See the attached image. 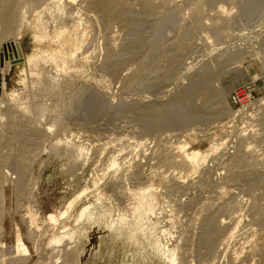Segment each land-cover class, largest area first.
<instances>
[{
    "label": "rangeland",
    "instance_id": "1",
    "mask_svg": "<svg viewBox=\"0 0 264 264\" xmlns=\"http://www.w3.org/2000/svg\"><path fill=\"white\" fill-rule=\"evenodd\" d=\"M4 1L0 0V2ZM6 1L9 2V0ZM30 1L21 0L22 7L19 1V6L17 0L11 1L21 10L26 5L24 11L30 15H26L21 36L14 41L13 32L8 33V42L0 48V97L7 90L9 93L17 94L12 99L14 104L12 105L21 110L23 107L20 102L29 106L32 102L38 104L43 101L51 108L52 116H62L65 113L67 115L68 111L73 112V117L67 115V117L70 116L69 120L65 115L62 116L66 122L63 121L65 131L61 132L60 137L67 134V137L72 139L76 145L85 143V146L88 145L87 148L90 146L92 158L88 162H82L80 165L83 167L76 162L77 167L73 170V168L71 169L72 161L69 163L72 160L71 156L59 158L51 150L50 153L49 150H45L40 156L38 153L39 150L41 151L43 140L41 141L40 137V139L35 137L40 142L35 140L39 145L36 144L37 146L32 147L35 152L33 149L30 151L35 160L30 162L33 172L28 178H31L32 181L30 179L28 181L26 178L29 182L28 187L26 186V190L24 188L23 191L18 188L21 192L17 190L14 182L7 183L5 187L4 210L0 211V250L12 251L16 237L20 234L32 253L29 264H34L39 260V255L34 251L32 242L28 238L30 233H34V227L27 226L33 220L34 210L38 208L41 228H44L43 219H45L52 220L56 233L64 231L63 227L66 228L65 231L70 228L77 231L74 241L72 240L73 242L69 246L76 255H74V259H71L72 261L65 264H169L147 243L138 244L135 242L134 229L148 222V219L139 221L138 214H136L138 211L136 210V197L139 195L137 190L150 188L157 198L156 213L150 215L149 219L153 220L150 222H156L157 227H160L158 236L162 235L161 238L167 245L170 247L180 246L179 255H184V264H241L242 262L249 264L247 263L248 257L252 261L254 259L255 264H264V0H196L195 4L201 2L203 10L198 15L199 20L195 13L191 14L195 7V0H125V2L117 0L121 7L113 8L115 19L113 16L107 18L102 12H98V9L89 6L88 0H64L67 4H71L67 6L73 10L74 15L78 10H80L79 14L81 12H83L82 15L86 14L85 18L87 21L90 20L88 21L90 27L88 26V29L83 31L81 27H78V24L72 23V17L67 15L65 16L67 20L65 26L69 28V31L64 30L61 33L55 32L57 27L62 26L58 21L59 18L56 17L59 14L54 11L49 12L50 5L55 0H44L41 1V4L40 1ZM32 2L35 5L39 3V5L35 6ZM122 2L128 6L123 5ZM220 5H226L225 8L229 12L223 14L219 11ZM40 13H43L47 19L45 24L48 37L44 42L35 41L33 29L28 28L29 25L39 24L41 26L36 18ZM53 13L55 17H53ZM218 13L222 19H219ZM200 16H203V19ZM226 17H228V21L225 19ZM213 18L217 19V23L209 26L210 21L214 22ZM209 19L212 20L209 21ZM197 20L201 25L197 23ZM222 20L224 21L222 22ZM218 22L220 24L228 22V24L221 28L222 24L220 25ZM107 25L109 26L107 27ZM213 27L225 31L220 33L219 30V36H216L217 29L215 28V33ZM209 28H212L216 38L212 35L213 33H209ZM207 29L208 33L214 37L212 38L210 35L209 41L208 37H205L208 35L206 34ZM83 33H85L84 41ZM223 33L228 38L225 35L223 37ZM115 36L116 39H113ZM217 37L220 38L217 39ZM57 38L59 41H56ZM67 43L71 52L78 51L77 56L75 55L76 60H74L78 61L75 62L78 67L68 70L70 73L64 74L65 77L60 78L59 85L62 90L59 95L51 92L42 94L43 89L41 88H45V84L41 83V80L43 78L47 81L52 75L59 72L55 65L58 64L61 57L59 55H62L64 45ZM103 43L108 48H103ZM109 44L115 46H111V48ZM109 47L117 49L113 50L114 55L112 56L114 57L110 56L112 61L103 58V56L110 58L109 51H107ZM172 47L174 52L170 54L173 50ZM42 49H48L52 54L55 53V59L47 64L39 62L41 63L40 68H42L41 76L38 73L30 75L28 81L31 88L25 87L21 80L22 70L25 67L24 59ZM160 51L161 56L159 55ZM126 54L128 55L124 56ZM120 55L125 59L120 60ZM113 58L114 61L118 60L124 65L114 66ZM108 61L109 65L113 66L112 71L108 63H104ZM75 63L74 65H76ZM159 65L162 67V71ZM99 66H102V70H108V73L98 68ZM153 66H156L154 71L161 72H157L158 74L155 72L156 74L153 75ZM104 67L105 69H103ZM145 68H147L146 71ZM43 69H45V74L42 77ZM50 71L52 72L48 73ZM111 73H114L113 76L110 75ZM132 73L140 76L136 77ZM139 77L143 83L140 82L136 86L135 81L139 82ZM151 78L152 80H150ZM208 84L211 88L208 90L207 97L203 95L204 98L200 93L202 88ZM90 85L95 86L92 89ZM94 87L99 90L98 92L101 90L99 95ZM221 88H224L226 93L220 92ZM82 89L88 90L86 94L90 93V97L95 94L98 99L103 97L106 107L103 106V103L101 105L98 102L100 99L98 100L96 95L93 99L96 98L94 101L99 103L98 106L106 108V110L103 107L100 108L106 113L98 114V111L100 113L101 110L95 103L93 111L88 110L90 109L88 107L87 112L82 102H76L77 99L74 96L79 91L84 93ZM93 91L96 92L94 95ZM102 91L104 96L101 97ZM37 97L40 99L38 100ZM78 105L79 107H77ZM174 105L180 106V108L177 107V111L183 108L181 106H184L183 114L187 113L184 114L185 116L189 114L188 119L180 116L182 117L180 121L183 118L185 120L177 122L178 124L170 123L171 125H157L150 121L158 111L154 109L167 110L169 107L171 110L173 109V112ZM88 106H92L90 101ZM186 106L187 108H185ZM164 107L166 108L163 109ZM79 108L85 109L80 111ZM169 108V113H171ZM68 109H78V112L75 110V112H71ZM94 111L95 113H93ZM177 111L175 109V112ZM17 116L16 123L21 124V120H23L26 128L33 126L34 122L30 121L31 118L28 120V117L26 119L21 114ZM63 118L62 120H64ZM19 119H21L20 122ZM27 134L29 135V133ZM17 138L12 142L15 147L17 145L16 148H19L22 140L19 139L18 142ZM222 140H226L227 143L217 153H213L208 158L209 160L207 159L200 165L198 170L195 169L196 171H192L189 166L181 163L180 157H176L177 149L175 147L182 141L189 142L192 148L206 150L211 144ZM45 144L46 149H49L50 143L46 142ZM34 153H37L38 157ZM173 156L175 159L172 160ZM115 157L119 159L117 160L122 166L121 171L113 176L112 170L110 171L108 167L111 159ZM23 160L24 158H22L24 164ZM79 161L78 163H81ZM25 164H27L25 170L28 173L30 164ZM126 168L128 169L126 170ZM137 171L138 173H136ZM122 173L123 178L120 177ZM119 174L121 175L119 176ZM97 176L104 177H101L103 178L101 183L104 186L107 185V188L108 183H113V187L109 185V190L117 187L113 192V189L110 192L106 188L109 193L106 192V189L105 193L103 191L102 202L98 201L97 195L101 190L98 192L94 188V184L92 185ZM110 177L113 181L110 180ZM82 191L83 193H81ZM78 192L82 195L79 193L78 196ZM255 200L257 201L255 202ZM92 202L95 203L98 213H104L101 218H98L99 224L88 220L76 223V214L84 205ZM209 203L210 205H207ZM235 203L238 206H235ZM232 206L234 209L231 210ZM109 214L110 216H108ZM122 215L127 217L128 223L121 225L117 222L111 227L112 223ZM210 227L212 230L216 227L213 231L215 234L217 229L222 228L224 231L215 235L211 231L208 232L209 229L211 230ZM165 229L167 232H171V235L169 233L162 234L161 230ZM209 233L211 237L207 236ZM140 234L136 233L141 237L142 234ZM46 235H43V238L46 241L45 258L47 259L43 264H51L50 258L54 253L52 246H47L50 233ZM61 261L58 264H62Z\"/></svg>",
    "mask_w": 264,
    "mask_h": 264
},
{
    "label": "bare ground",
    "instance_id": "2",
    "mask_svg": "<svg viewBox=\"0 0 264 264\" xmlns=\"http://www.w3.org/2000/svg\"><path fill=\"white\" fill-rule=\"evenodd\" d=\"M2 1V0H1ZM12 1V0H11ZM10 0H9V2L8 1H4V2H0V21H1V25H0V48L6 43V42H8V38H9V36H8V33H10V32H13V36H14V41H15V39H17V38H19L20 36H21V30L23 29V27H24V22H25V20H26V15H28L27 14V12L26 11H24L25 10V7L24 6H26V5H24L23 6V10H21L20 8L18 9L16 6L18 5L19 6V2L21 1V0H17V2H18V4L15 6L13 3L14 2H11ZM14 1V0H13ZM16 1V0H15ZM25 1V0H24ZM31 1H33V0H31ZM30 1V2H31ZM34 1H40L39 3L41 4L42 2L41 1H44V0H34ZM48 1V0H47ZM67 1H74V0H67ZM77 1V0H76ZM86 1V0H85ZM123 1V0H122ZM128 1V0H127ZM126 1V2H127ZM132 1V0H131ZM164 1V0H163ZM201 1V0H200ZM81 2V1H80ZM121 2V1H120ZM124 2H125V0H124ZM124 2H122L123 3V5L125 4ZM149 2V1H148ZM174 2V1H173ZM195 2H197L196 0L194 1V5H195V7H194V12H192L191 11V14L193 15L194 13H195V15H196V17H198V20H199V16L198 15H200V12H203V10H202V6H201V2L200 3H196L195 4ZM21 3V2H20ZM23 3V2H22ZM22 3L20 4L21 5V7H22ZM25 3V2H24ZM29 3V2H28ZM34 5H35V3L34 2H32ZM38 3V2H37ZM39 3L38 4H36V5H39ZM46 3V2H45ZM79 3V2H78ZM146 3V2H145ZM16 4V3H15ZM70 4V3H69ZM69 4H67V2H65L64 0H55L53 3H52V5H50V9L51 10H49V12L51 11V12H57L58 14H59V16H56V17H58L59 18V20L58 21H60V23H61V25L62 26H59V27H57L55 30V32L56 33H61L62 31H64V30H68L69 28H67L65 25L67 24V20H66V18H65V16H67V15H69V16H71L72 17V19H71V22L72 23H74L75 25H77L78 24V27L80 28H82V30L83 31H85L86 29H88L87 27L89 26L90 27V22H88V21H90L89 19H88V21H87V19L85 18V15L86 14H84V15H82V13L83 12H81V14H79V12L78 11H80V10H78L77 11V13H76V15H74L75 13L73 12V10H70L69 8H68V6L67 5H69ZM88 4H89V6H91L92 8H95V9H98V12L100 11V12H102L104 15H106L107 16V18L108 17H111V16H113L114 17V13H115V11L113 10V8H115V6L117 7H121V4L119 5V2L117 1V0H88ZM128 4H131V2L129 3L128 2ZM148 4V3H147ZM152 4V3H151ZM35 5V6H36ZM71 5V4H70ZM85 5V4H84ZM125 5H127V4H125ZM193 5V4H192ZM191 5V6H192ZM29 6H30V3H29ZM35 6H33L34 8H35ZM128 6V5H127ZM147 6V5H146ZM225 6L226 5H220V10L219 11H221V12H223V14H225V13H227V8H225ZM31 7V6H30ZM45 7V6H44ZM43 7V8H44ZM80 7V6H79ZM147 7H149V6H147ZM153 7H155V6H153ZM46 8V7H45ZM76 8V7H75ZM74 8V9H75ZM130 8V7H129ZM30 9V8H29ZM53 9V10H52ZM78 9V8H77ZM126 9V8H125ZM33 10V9H32ZM94 10V9H93ZM113 10V11H112ZM121 10H124V8L122 9L121 8ZM130 10H131V8H130ZM129 10V11H130ZM28 11V10H27ZM131 11H133V10H131ZM35 12V11H34ZM75 12H76V9H75ZM117 12V11H116ZM124 12V11H123ZM127 12H128V9H127ZM190 12V11H189ZM221 12H219L220 14H221ZM225 12V13H224ZM229 12V11H228ZM39 13V12H38ZM96 13V12H95ZM125 13V12H124ZM129 13H131V12H129ZM218 13V16L220 15ZM121 14V13H120ZM205 14V13H204ZM216 14V13H215ZM30 15V14H29ZM52 15V14H51ZM56 15V14H55ZM228 15V14H227ZM82 16H84V17H82ZM125 16V15H124ZM133 16V15H132ZM205 16V15H204ZM231 16V15H230ZM229 16V17H230ZM30 17V16H29ZM52 17V16H51ZM53 17H55L54 16V13H53ZM63 17V18H62ZM98 17H99V15H98ZM192 17V16H191ZM201 17V19H203V16H200ZM221 17H223V16H221ZM31 18V17H30ZM29 18V19H30ZM37 19H38V22H40L41 23V26H39V24L38 25H29L28 26V28H32L33 29V31H34V40L35 41H39V42H44L45 40H46V38L48 37V32H47V27H46V24H45V20H47V19H45V16H44V14L43 13H40V15H38V17H36ZM101 18V17H100ZM112 18V17H111ZM127 18V17H126ZM125 18V19H126ZM133 18V17H132ZM209 18V17H208ZM207 18V19H208ZM211 18V17H210ZM215 18H216V16H215ZM215 18H213V20H214V22L213 21H210V20H212V19H209V21H210V23H209V26H210V24H211V26H212V24L214 23V24H216L217 22H216V20L217 19H215ZM37 19H35L34 18V20H37ZM114 19H115V17H114ZM124 19V20H125ZM195 18H193V20H194ZM200 19V20H201ZM219 19H222V18H220V16H219ZM218 19V20H219ZM226 20L228 19V17H226L225 18ZM224 19V20H225ZM56 20V19H55ZM63 20H64V22H63ZM109 20V19H108ZM111 20V19H110ZM120 20V19H119ZM196 20V19H195ZM198 20H197V23L199 24V22H198ZM224 20H222V22L224 21ZM100 21V20H99ZM102 21V20H101ZM132 21V20H131ZM130 21V22H131ZM228 21V20H227ZM230 21V20H229ZM36 22V21H35ZM57 22V21H56ZM108 22V21H107ZM126 22V21H125ZM203 22V21H202ZM212 22V23H211ZM216 22V23H215ZM220 22H221V20H220ZM220 22H218L219 24H220ZM27 23V22H26ZM53 23H55V22H53ZM89 23V24H88ZM96 23V22H95ZM94 23V24H95ZM101 23V22H100ZM205 23V22H204ZM225 23V22H224ZM57 24V23H56ZM55 24V25H56ZM108 24V23H107ZM110 24V23H109ZM206 24V23H205ZM213 24V25H214ZM222 24V23H221ZM220 24V25H221ZM225 24H228V22L227 23H225ZM225 24H222L221 25V28L223 27V25H225ZM128 25V24H127ZM130 25V24H129ZM197 25V24H196ZM199 25H201V24H199ZM219 25V26H220ZM69 26H70V24H69ZM101 26V25H100ZM109 25H107V27H108ZM202 26H204V24H202ZM206 26H208V25H206ZM208 26V27H209ZM216 26V25H215ZM227 26V25H226ZM226 26H225V28H226ZM97 27V26H96ZM208 27H206V28H208ZM228 27V26H227ZM101 28V27H100ZM214 28V27H213ZM216 28V27H215ZM213 29V31L215 32V30L218 28H216V29ZM220 28V27H219ZM224 28V29H225ZM26 29V28H25ZM212 28H209V33L211 32V33H213L212 32V30H211ZM228 29H229V27H228ZM107 30V29H106ZM112 30V29H111ZM193 30V29H192ZM211 30V31H210ZM220 30V29H219ZM219 30L217 29L216 31H217V33H216V36L218 35V32H219ZM223 30V29H222ZM58 31V32H57ZM69 31V30H68ZM135 31H137V30H135ZM225 30H223V31H221L220 30V33H222V32H224ZM24 32V31H23ZM133 32V31H132ZM38 33V34H37ZM208 33V29H207V32H206V34H208L207 36L205 35V37L207 38L208 37V41H209V38H210V35L211 34H209ZM226 33V35H227V32H225ZM225 33H223V37H224V35H225ZM54 34V33H53ZM70 34V33H69ZM84 34L85 33H83V35H82V39H83V41L85 40L84 39ZM104 34V33H103ZM108 34V33H107ZM138 34V33H137ZM188 34H190V33H188ZM57 35V34H56ZM212 35H214V33L212 34ZM211 35V36H212ZM225 35V36H226ZM64 36V35H63ZM106 37H107V35H105ZM110 36V35H109ZM187 36V35H186ZM216 36L214 35V37L216 38ZM219 36V35H218ZM221 36H222V34H221ZM229 36V35H228ZM58 37V36H57ZM106 37H104V39L106 38ZM185 37V36H184ZM204 37V38H205ZM213 36H212V38H214ZM222 37V38H223ZM227 37V36H226ZM110 38V37H109ZM183 38V37H182ZM189 38V37H188ZM205 38V39H206ZM220 37H217V39H219ZM228 38V37H227ZM52 39V38H51ZM113 39H116V36L115 37H113ZM185 39V38H184ZM192 39H193V37H192ZM191 39V40H192ZM211 39V38H210ZM224 39V38H223ZM70 40H71V37H70ZM105 40H107V38L105 39ZM188 40V39H187ZM189 40H190V38H189ZM207 40V39H206ZM53 41V40H52ZM56 41H59L58 40V38L56 39ZM109 41V40H108ZM72 42V41H71ZM105 42H107V41H105ZM104 42V43H105ZM68 43H70V42H68ZM68 43L67 44H65L64 45V48H63V50H62V55H59V56H61L60 58H59V60H58V64H56L55 66H57L56 68H57V71H59L58 73H56L55 75H52L47 81H45V79H43L42 78V80H41V83H43V84H45V88H43L41 85V89H43V91H42V94L44 93V92H51V93H54V94H57V95H59L60 93H61V90H62V88H61V86L59 85V83H60V78L61 77H65V75H68L70 72V70H72L73 68H75L76 66L78 67V65L76 64L77 62L76 61H74V60H76L75 59V55H76V53L78 52L77 50H75L74 52H71V50H69L68 49ZM83 43V42H82ZM104 43H103V45H104ZM107 43H111V42H107ZM107 43H105V44H107ZM73 44V43H72ZM187 44V43H186ZM178 46H179V44H177ZM109 46H110V44H109ZM112 46V45H111ZM110 46V47H111ZM113 46H115V45H113ZM112 46V47H113ZM82 47V46H81ZM80 47V48H81ZM110 47H109V49L107 50V51H109L108 52V55H109V57L110 56H112V55H114V51L115 50H117V49H115V47L113 48V49H110ZM111 47V48H112ZM103 48H108L107 46L105 47V45L103 46ZM117 48V47H116ZM173 48V47H172ZM175 48H176V45H175ZM180 48V47H179ZM79 49V48H78ZM115 49V50H114ZM178 49V48H177ZM86 50V49H85ZM114 50V51H113ZM51 52V51H50ZM49 52V50L48 49H42V50H40V51H37L35 54H33V55H31V56H29V57H25V59H24V64H25V67H24V69L22 70V73H23V77L21 78V80L23 81V83H24V85H25V87H28V88H31V84H30V82L28 81L29 80V76L30 75H32V74H40L41 73V70H42V68H40V66H41V63L42 64H47V63H49V62H53L54 61V59H55V53H50ZM173 52H174V48H173V50H171V52H170V54H173ZM83 53V52H82ZM84 53H86V52H84ZM116 53V52H115ZM124 53V52H123ZM160 53H161V51L159 52V55H160ZM165 53V52H164ZM81 55V54H80ZM79 55V56H80ZM128 54H126V55H124V56H127ZM77 56V55H76ZM87 56V55H86ZM117 56V55H116ZM123 56V55H122ZM161 56V55H160ZM112 57H114V56H112ZM112 57H110V58H108V57H104L103 56V58H106L107 60L108 59H112ZM120 57H121V55H120ZM117 58V57H116ZM115 58V59H116ZM119 58V57H118ZM122 58L123 57H121V59L120 60H122ZM93 59V58H92ZM123 59H125V58H123ZM161 59V58H160ZM103 60V59H102ZM157 60H159V59H157ZM162 60V59H161ZM57 61V60H56ZM112 61V60H111ZM127 61V60H126ZM167 61V60H166ZM39 62H41V63H39ZM76 62V63H75ZM91 62V61H90ZM122 62V61H121ZM39 63V64H38ZM74 63L76 64V65H74ZM104 63H108V66L109 67H111L110 65H109V61L108 62H104ZM112 63H114V66H118L119 64H121V63H119V61L117 60H115L114 61V58H113V62ZM124 63H125V60H124ZM157 64V63H156ZM159 64V63H158ZM157 64V65H158ZM85 65V63L83 64V66ZM100 65H102L103 66V64H100ZM105 65V64H104ZM121 65H124V64H121ZM156 65V66H157ZM43 66V65H42ZM82 66V67H83ZM101 66V67H102ZM108 66H106V68L108 67ZM142 66V65H141ZM156 66H153V75L154 74H156L158 71H154V67H156ZM163 66V65H162ZM30 67V69L28 70V68ZM54 67V66H53ZM101 67L99 66L98 68H100L101 69ZM108 67V68H109ZM120 67H122V66H120ZM119 67V68H120ZM159 67H160V65H159ZM158 67V68H159ZM55 68V67H54ZM112 68H113V66L111 67V71H112ZM142 68V67H141ZM152 68V67H151ZM150 68V69H151ZM157 68V69H158ZM162 67H160V70L162 71V69H161ZM77 69V68H76ZM103 69H105V67L103 68ZM115 69V68H114ZM137 69V68H136ZM146 69L147 68H145L144 70L146 71ZM149 69V70H150ZM69 70V71H68ZM75 70V69H74ZM98 70V69H97ZM102 70V69H101ZM100 70V71H101ZM109 70H110V68H109ZM133 70V69H132ZM138 70H139V68H138ZM142 70V69H141ZM156 70V69H155ZM159 70V69H158ZM44 71H45V69H43V71H42V77H43V74H45L44 73ZM102 71H105V72H107L108 73V70L106 71V69L105 70H102ZM134 71H136V70H134ZM133 71V72H134ZM144 71V72H145ZM161 71H159V72H161ZM52 71H50V72H48V73H51ZM55 72H56V70H55ZM114 72V71H113ZM117 72V71H116ZM142 72V71H141ZM156 72V73H155ZM158 72V73H159ZM151 73V72H150ZM157 73V74H158ZM53 74H54V72H53ZM65 74V75H64ZM75 74V73H74ZM113 74L114 73H111L110 75H112L113 76ZM130 75H131V73H129ZM133 74V73H132ZM136 74V73H135ZM47 75H49V74H47ZM62 75H64V76H62ZM109 74H108V76H110ZM134 75V74H133ZM151 75V74H150ZM38 76V75H37ZM39 76H41V74L39 75ZM50 76V75H49ZM111 76V77H112ZM134 76H136V75H134ZM137 76H140V75H137ZM136 76V77H137ZM124 77V76H123ZM127 77V76H126ZM126 77H125V79H126ZM131 77H132V75H131ZM130 77V78H131ZM144 77V76H143ZM155 77V76H154ZM46 78V77H45ZM100 78H102V77H100ZM114 78V77H113ZM128 78V77H127ZM140 78V77H139ZM150 78V77H149ZM157 78V77H156ZM76 79V78H75ZM78 79V78H77ZM99 79V78H98ZM132 79V78H131ZM136 79H138V78H136ZM60 80V81H59ZM105 80V79H104ZM130 80V79H129ZM139 80V79H138ZM142 80H143V78H142ZM150 80H152V78L150 79ZM95 81H97L96 79H95ZM115 81V80H114ZM124 81V80H123ZM131 81V80H130ZM98 82V81H97ZM100 82V81H99ZM104 82V81H103ZM133 82H134V79H133ZM137 82V83H136ZM140 82L141 83H143V81H141V78H140V81L138 82V81H135V84H136V86H138L137 84L139 83L140 84ZM151 82V81H150ZM153 82V81H152ZM105 83V82H104ZM108 83V82H107ZM128 83V82H127ZM126 83V84H127ZM132 83V82H131ZM100 84H101V82H100ZM33 85V84H32ZM96 85H97V83H96ZM103 85V84H102ZM108 85V84H107ZM106 85V86H107ZM131 85V84H130ZM93 86H95V85H93ZM93 86L92 85H90V87L93 89ZM105 86V87H106ZM103 87H104V85H103ZM40 88V87H39ZM95 88V87H94ZM210 85L208 84V85H206V86H204L203 88H202V90H201V95L203 96H205V97H207V94L209 93L208 92V90H210ZM96 89V88H95ZM105 89V88H104ZM127 89V88H126ZM82 90H84V89H82ZM81 90V91H82ZM89 90V92L91 93V90H90V88L88 89ZM88 90H84V93H81L80 91V93L78 92V94L76 95V96H74L76 99H77V101L76 102H78V103H80V102H82V105H84L83 107H85L86 108V110L88 109V107H90V109H88V110H92L93 111V104L95 103L96 105L97 104H99V103H101V105H102V103H103V106H105V104H104V102H103V97L102 96H104V92L102 91V95H100L102 98H100L99 97V99H100V101H98V102H96V101H94V100H96V98L98 99V96H97V94H95L96 92H98L99 90H95L96 92H92V94L96 97L95 99H93L94 98V96H92V97H90V93L87 95L86 94V91H88ZM133 90V89H132ZM224 92V93H226L225 91H224V88L222 89L221 88V90H220V92ZM83 92V91H82ZM88 93V92H87ZM99 93H101V90H100V92H98V95H99ZM223 93V94H224ZM128 94V93H127ZM17 94H13V92L12 93H9L8 92V90L6 91V92H3L2 94H1V97H0V211H3L4 210V204H5V187H6V184L7 183H10V182H14L15 183V185H16V188H17V190L18 191H20V190H22L23 191V189L24 190H26V186L29 184V182H27V179H28V181H29V179L31 180V178H28L29 176L31 177V174H32V168H31V166H32V164L30 163L32 160H34L33 159V157H34V155H31L30 153V151H32L31 149H33L32 147H35V146H37L36 144H38V143H36V141L35 140H37L38 141V139H40L41 138V143H43L42 145H41V151L39 150V153H38V151H36L39 155L40 154H42V153H44V151L45 150H49L48 152L50 153V150H51V152H53L54 154H56V156H59V158H61V156L62 157H65V156H71V158L70 159H72V160H70L69 161V163L72 161V165H71V169L73 168V170L74 169H76L75 167H77L76 166V162H77V164H79V166H81L80 164H82V162H88V161H90V159L92 158L90 155H91V153H92V151H90V146H89V148H87L88 147V145L87 146H85L86 144L84 143L83 145H81V144H79V145H76L75 143H73L72 141V139H70V138H68L67 137V134H66V132H65V134L66 135H64V136H66V137H64L65 139L63 140V137L61 136L60 137V134H62L64 131H65V129L63 128V124H65L64 122H66V120L62 117V116H66V118H68V120L70 119L69 117L70 116H68L67 117V115H71L72 116V111H74L73 109L72 110H70V109H68V110H70L72 113H70L69 111H68V114L66 115V113L64 114V115H55V116H52L51 114H50V112L52 111L51 110V108L49 107V106H47L43 101L42 102H39L38 104L36 103V104H34L33 102H32V104L31 105H29V106H27L26 104V106L24 105V103L23 102H20V104H21V106L23 107V110H21V109H18V107L17 106H13L14 104H13V100L12 99H14V97L16 96ZM39 95V94H38ZM52 95V94H51ZM182 96V95H181ZM180 96V97H181ZM203 96V97H204ZM204 97V98H205ZM38 98V97H37ZM40 98H38V100H39ZM98 99V100H99ZM75 100V99H74ZM183 100H184V98H183ZM19 101H20V98H19V100H18V103H19ZM22 101V100H21ZM34 101H35V99H34ZM91 102V104H92V106H88V102ZM102 101V102H101ZM136 102V101H135ZM185 102V101H184ZM187 102H189V100L187 99ZM16 103V102H15ZM84 103V104H83ZM178 103V102H177ZM13 104V105H12ZM73 104H75V103H73ZM98 106V105H97ZM96 106V107H97ZM103 106H98L99 107V110H101L100 108L101 107H103ZM179 106V105H178ZM177 105H174L173 107H174V111L172 112V110H171V108H169V107H167V110H168V108L170 109V112L171 113H169V110L167 111V110H159V108H156V109H154L155 111L156 110H158V111H156V113L154 114V117H152V119L151 118H149V119H151L150 121L152 122L153 121V123H155V124H157V125H171V124H173V123H177V122H182L183 120H185V119H188V115L187 116H185L187 113H184L183 114V110H185V109H183L184 108V106H181V110H182V113H181V110H178V111H180V112H178L177 111V107H178ZM17 107V108H16ZM77 107H79V105L77 106ZM94 107H95V105H94ZM97 107V108H98ZM106 107V106H105ZM172 107V106H171ZM84 108V109H85ZM104 108V107H103ZM166 107H164L163 109H165ZM179 108H180V106H179ZM185 108H187V106L185 107ZM83 109V108H82ZM82 109L81 108H79V110L80 111H82ZM83 109V110H84ZM105 110H106V108H104ZM175 109H176V111L177 112H175ZM88 110H87V112H88ZM96 110V109H95ZM98 110V109H97ZM96 110V111H97ZM105 110L103 111V110H101L100 111V113H99V111H98V114H101V112L103 113H106L105 112ZM67 111V110H66ZM75 111H77L78 112V109H76ZM74 111V112H75ZM89 111V112H90ZM76 112V113H77ZM175 112V113H174ZM186 112V111H185ZM81 113H83V112H81ZM91 114H92V112H90ZM90 113H89V115H90ZM93 113H95V111L93 112ZM180 113H181V115H180ZM18 114H21L22 116H24L25 118L26 117H28V120H29V118H31V120L30 121H32L33 120V122H34V124H33V126H28V128H26V126H25V124H23V120H21V119H19V122H20V120L22 121V123L21 124H18V123H16L17 122V120H18ZM75 114V113H74ZM78 114V113H77ZM80 114V113H79ZM97 114V113H96ZM95 114V115H96ZM97 114V115H98ZM82 115V114H81ZM104 115V114H103ZM152 115V114H151ZM191 115V114H190ZM20 116V115H19ZM100 116V115H99ZM153 116V115H152ZM180 116H183L184 118H183V120H181L180 121V119H182V117H180ZM196 116V115H195ZM73 117V116H72ZM71 117V118H72ZM151 117V116H150ZM20 118H22L21 116H20ZM46 118H48V119H46ZM62 118L64 119V120H62ZM86 118V117H85ZM17 119V120H16ZM23 119V118H22ZM27 119V118H26ZM192 119H193V117H192ZM64 121V122H63ZM69 123V122H68ZM171 123V124H170ZM23 124V125H22ZM28 125H30L29 123H27ZM154 124V126H156ZM178 124V123H177ZM180 124V123H179ZM65 127V126H64ZM27 129V130H26ZM63 129V130H62ZM63 131V132H62ZM62 132V133H61ZM69 132V131H68ZM244 132V131H243ZM27 133H29V135L27 134ZM69 134V133H68ZM32 136V137H31ZM84 136V135H83ZM16 137H18L17 138V140H18V142H19V139L20 140H22L21 142H20V144H21V146L19 147V148H16L17 147V145H16V147L14 146V144H13V142H12V140H14ZM35 137H37L36 139H35ZM40 137V138H39ZM75 137V136H74ZM243 137V136H242ZM72 138V137H71ZM244 138V137H243ZM245 139H246V137H245ZM244 139V140H245ZM75 140V139H74ZM88 140H89V138H88ZM16 141V140H15ZM241 141H242V138H241ZM38 142H40V141H38ZM46 142H49L50 143V147H48L49 149H46L47 148V146H46ZM80 142H82V141H80ZM239 142V141H238ZM77 143V142H76ZM225 143H227V141L225 140V141H220V142H217V143H213V144H211L209 147H208V149H206V150H200V149H195V148H192L191 146H190V143L189 142H187V141H182L181 143H179L178 145H177V147H175V149H177V155H176V157H180V159H181V163L182 164H185L186 166H189V168L190 169H192V171L193 170H198V168L200 167V165H202L203 163H205L206 161H207V159L209 158V157H211V155L213 154V153H217L220 149H221V147H223L224 145H225ZM237 143V142H236ZM242 143V142H241ZM89 144V143H88ZM231 144V143H230ZM244 144V143H243ZM251 144V143H250ZM39 145V144H38ZM92 145V144H91ZM166 145V144H165ZM235 145V144H234ZM236 147V146H235ZM251 147V146H250ZM94 148V147H93ZM104 148V147H103ZM39 149H40V146H39ZM242 149V148H241ZM251 149V148H250ZM36 150V149H35ZM92 150V149H91ZM167 150V149H166ZM33 151H34V149H33ZM104 151V150H103ZM173 151V150H172ZM253 151V150H252ZM35 152V151H34ZM94 152V151H93ZM171 152V151H170ZM238 152V151H237ZM243 152V151H242ZM36 153V154H37ZM166 153V152H165ZM169 153V152H168ZM252 153V152H251ZM29 154V155H28ZM35 154V153H34ZM36 154H35V156H36ZM38 154H37V156L36 157H38ZM102 154V153H101ZM231 154V153H230ZM113 155V154H112ZM111 155V156H112ZM237 155V154H236ZM41 156V155H40ZM99 156V155H98ZM247 156V155H246ZM35 157V158H36ZM224 157V156H223ZM238 157H240V156H238ZM254 157H256L255 155H254ZM22 158H24V164L25 163H29L30 164V170H29V175H28V173H27V171L25 170L26 168H25V166H27V164H23L22 163ZM166 158V157H165ZM172 158V160L173 159H175V156H173V157H171ZM247 158V157H246ZM37 159V158H36ZM83 161H82V160ZM118 158H113V159H111V163L109 164V167H108V169L111 171L112 170V174H113V176H116V174L117 173H119L120 171H121V163H119V159L117 160ZM237 159V158H236ZM247 159H250V158H247ZM256 159V158H255ZM78 160H80L79 162H81V163H78ZM168 160V159H167ZM171 159H169L168 161H172ZM209 160V159H208ZM235 160V159H234ZM241 160V159H240ZM35 161V160H34ZM33 161V162H34ZM97 161V160H96ZM121 161V160H120ZM166 161V160H165ZM212 161V160H211ZM110 162V161H109ZM141 162V161H140ZM139 162V163H140ZM147 162V161H146ZM175 162L177 163V160H175ZM241 162V161H240ZM239 162V163H240ZM92 163V162H91ZM166 163V162H165ZM89 164V163H88ZM130 164V163H129ZM181 164V165H182ZM241 164V163H240ZM260 164V163H259ZM75 165V166H74ZM140 165V164H139ZM237 165V164H236ZM256 165V164H255ZM261 165V164H260ZM133 166V165H132ZM137 166H138V164H137ZM141 166V165H140ZM179 166V165H178ZM33 167V166H32ZM81 167H83V166H81ZM80 167V168H81ZM131 167V166H130ZM135 167V166H134ZM122 168H124V167H122ZM235 168V167H234ZM78 169V168H77ZM125 169V168H124ZM128 168H126V170H127ZM134 169V168H133ZM231 169V168H230ZM67 170V169H66ZM70 170V169H69ZM109 170H106V171H109ZM139 170V169H138ZM177 170V169H176ZM195 170V171H196ZM227 170V169H226ZM231 170H233V169H231ZM76 171V170H75ZM194 171V172H195ZM104 172V171H103ZM122 172H123V169H122ZM125 172V171H124ZM127 172V171H126ZM129 173V172H128ZM135 173V172H134ZM136 173H138V171L136 172ZM135 173V174H136ZM140 173V172H139ZM220 173V172H219ZM233 173V172H232ZM70 174V173H69ZM109 174V173H108ZM111 174V173H110ZM73 175V174H72ZM90 175H92V174H90ZM121 174H119V176H120ZM129 175V174H128ZM71 176V175H70ZM118 176V178H120V177H122V176H124L123 175V173H122V175L119 177ZM130 176V175H129ZM137 176V175H136ZM66 177V176H65ZM72 177V176H71ZM70 177V178H71ZM101 177H103V176H101ZM101 177H99V176H97L94 180H93V183H92V185L94 186V188H96V190L99 192L100 190V192L97 194L98 195V201H100V202H102V195L101 194H103V191H104V193H105V189L107 188V185H105L104 186V184L102 185V183H101V180L104 178H101ZM111 177H112V175H111ZM110 177V178H111ZM27 178V179H26ZM84 178V177H83ZM87 178V177H86ZM109 178V177H108ZM115 178V177H114ZM113 178V179H114ZM117 178V179H118ZM123 178V177H122ZM125 178V177H124ZM111 181H113L112 180V178L110 179ZM109 180V181H110ZM122 180V179H121ZM173 180V179H172ZM32 181V180H31ZM30 181V182H31ZM103 181V180H102ZM106 181H108V180H106ZM105 181V182H106ZM108 181V182H109ZM110 181V182H111ZM115 181V180H114ZM77 182V181H76ZM87 182V181H86ZM116 183H118V182H116ZM106 184V183H105ZM112 184L113 183H108V190H109V185H111L112 186ZM85 185V184H84ZM116 185V184H115ZM119 185V184H118ZM170 185V184H169ZM110 186V187H111ZM114 186V185H113ZM112 186V187H113ZM120 186V185H119ZM119 186H118V189H119ZM28 187V186H27ZM30 187V186H29ZM171 187V186H170ZM178 187V186H177ZM20 190H19V189ZM94 188H92V189H94ZM117 188V187H116ZM116 188H110L111 190H112V192L116 189ZM121 188V187H120ZM122 188H123V186H122ZM224 188V187H223ZM222 188V189H223ZM30 189H31V187H30ZM107 189H106V192H108L107 191ZM91 190V189H90ZM95 190V191H96ZM111 190H109L110 192H111ZM120 190V189H119ZM180 190V189H179ZM80 191V190H79ZM84 191V190H83ZM83 191L81 192V193H83ZM94 191V192H95ZM116 191V190H115ZM118 191V190H117ZM138 192L137 193H139V195L136 197V200H137V209L136 210H138L137 211V213L136 214H138L137 216H138V218L140 219L139 221H141V220H145L146 221V219H148L147 221L148 222H145V223H143L141 226H138L136 229H134L135 231V242L136 243H138V244H142L143 242H145V243H147L150 247H151V249H153L154 251H156V253L157 254H159L160 255V257L161 258H163L164 260H166V261H168L169 262V264H184L185 262H184V255L182 254V255H179V248H180V246L179 245H175V246H172V247H170L169 245H167V243L161 238V236L162 235H160V236H158V231H159V228L157 227L158 225H157V223L156 222H150V220L151 219H149V217H150V215L152 214H155L156 212V206H157V198H156V196L153 194V192H152V189H144V188H139L138 190H137ZM21 192V191H20ZM94 192H93V194H94ZM119 192V191H118ZM136 192V191H135ZM164 192V191H163ZM27 193V192H26ZM79 193L80 192H78V196H79ZM80 193V194H81ZM109 193V192H108ZM84 194H85V191H84ZM107 194V193H106ZM132 194V193H131ZM133 194H135V193H133ZM35 195V194H34ZM33 195V196H34ZM82 195V194H81ZM92 195V194H91ZM111 195V194H110ZM76 196H77V193H76ZM108 196V195H107ZM122 196V195H121ZM35 197V196H34ZM110 197V196H109ZM116 197V196H115ZM76 198H78V197H76ZM35 199V198H34ZM111 199V198H110ZM128 199V198H127ZM83 200V199H82ZM35 201V200H34ZM76 201V200H75ZM97 201V202H98ZM167 201V200H166ZM169 201V200H168ZM257 200H255V202H256ZM164 202V201H163ZM227 202V201H226ZM99 203V202H98ZM166 203V202H165ZM245 203V202H244ZM33 204V203H32ZM36 204V203H35ZM37 205V204H36ZM207 205H210V203L209 204H207ZM206 205V206H207ZM235 206H238V204L236 205V203L234 204ZM246 205V204H245ZM34 206V205H33ZM101 206H102V204H101ZM125 206V205H124ZM172 206V205H171ZM176 206V205H175ZM260 206H261V204H260ZM168 207H170V206H168ZM179 207V206H178ZM254 207H256V206H254ZM263 207V206H262ZM203 208V207H202ZM207 208H208V206H207ZM206 208V209H207ZM226 208V207H225ZM224 208V209H225ZM227 208H229V206H227ZM232 208L234 209V206H232L230 209L232 210ZM245 208V207H244ZM76 209V208H75ZM178 209H181V208H178ZM177 209V210H178ZM223 209V210H224ZM230 209H227L228 211L230 210ZM237 209V208H236ZM252 209H253V207H252ZM260 209H261V207H260ZM260 209H259V212H260ZM39 209L37 208V210H34L35 211V215H34V217H33V220H31L30 222H29V224L27 225V226H29V225H32L33 227H34V233L33 234H29V236H28V238L30 239V241L32 242V245H33V248H34V251L36 252V254L37 255H39V260H37L34 264H39V263H44V261L47 259V258H45V248H46V241L44 240V238H43V235H46V234H49L50 233V235H48V241H47V246L48 247H50V246H52V248H53V255H52V257L50 258V260H51V264H58L60 261H61V259H62V261H61V263L62 264H65L66 262H68V261H72L71 259H74V255H76L75 253H74V251H73V249H71V248H69V246H70V244H72V242L74 241L73 239L76 237L75 235H76V230H74L73 228L71 229H68V230H66L65 231V227H63V229H64V231H62V232H60V233H56L54 230H55V224L53 223V222H51L52 220H45V219H43V221H44V228H41V226H40V223H39V220H41V219H39V216H40V212L38 211ZM226 210V209H225ZM258 210V209H257ZM256 210V211H257ZM263 210V209H262ZM261 210V211H262ZM236 211H238V210H236ZM58 212H61V211H58ZM176 212V211H175ZM202 212V211H201ZM252 212V211H251ZM75 213V212H74ZM73 213V214H74ZM60 214V213H59ZM72 214V215H73ZM201 214V213H200ZM104 215V213L103 212H101V213H98L97 212V208H96V205H95V203H88V204H86V205H84L81 209H80V211H79V213H77L76 214V223H78V222H80V221H85V220H88V221H91V222H94L95 224L97 223V224H99V220H98V218H101L102 216ZM134 215V214H133ZM165 215V214H164ZM176 215V214H175ZM245 215V214H244ZM253 215V214H252ZM58 216V215H57ZM62 216V215H61ZM75 216V215H74ZM74 216H72V217H74ZM108 216H110V214L108 215ZM246 216V215H245ZM257 216V215H256ZM256 216H255V218H256ZM146 217V218H145ZM171 217V216H170ZM258 217V216H257ZM42 218V217H41ZM71 218V217H70ZM109 218V217H108ZM168 219V218H167ZM254 219V218H253ZM252 219V220H253ZM259 219V218H258ZM70 221V220H69ZM151 221H153V220H151ZM255 221V220H254ZM42 222V221H41ZM66 222V221H65ZM117 222H119L121 225H123V224H126V223H128V220H127V217L126 216H124V215H122V216H120L118 219H116L112 224L113 225H111V227H113ZM137 222H138V219H137ZM159 222V221H158ZM206 222V221H205ZM257 222V221H256ZM62 223V222H61ZM111 223V222H110ZM160 223V222H159ZM251 224V223H250ZM42 225V224H41ZM62 225H64V224H62ZM77 225V224H76ZM43 226V225H42ZM58 226V225H57ZM56 226V227H57ZM61 226V225H60ZM133 226V225H132ZM136 226V225H135ZM226 226V225H225ZM30 227V226H29ZM164 228V227H163ZM211 228V227H210ZM216 228V227H215ZM215 228H213L214 230H212V228H211V230L209 229L208 230V232L209 231H211V232H213V231H215ZM223 229L225 228L224 226L222 227ZM221 228V229H222ZM35 229H36V231H35ZM98 229V228H97ZM167 229V228H166ZM161 230V232H162V234L164 233L165 235L166 234H170L171 235V232H167V230ZM169 229V228H168ZM221 229H217V233L219 234L221 231H224L223 229L221 230ZM38 230V231H37ZM120 230H121V227H120ZM123 230V229H122ZM183 230V229H182ZM220 230V231H219ZM226 230V229H225ZM84 231V230H83ZM86 232H87V230H86ZM138 232V234H140L141 235V237L140 236H138V235H136V233ZM185 232V231H184ZM172 233H173V231H172ZM207 233V232H206ZM214 233V232H213ZM216 233V234H217ZM222 233V232H221ZM224 233V232H223ZM229 233H231L232 234V232H229ZM91 234H93V233H91ZM100 234H102V233H100ZM182 234V233H181ZM208 234V233H207ZM215 234V233H214ZM215 234V235H216ZM217 234V235H218ZM47 236V235H46ZM168 236V235H167ZM207 236H210L211 237V235H210V233H209V235H207ZM172 237H174L173 236V234H172ZM209 237V238H210ZM213 237V236H212ZM215 237V236H214ZM90 238H91V236H90ZM183 238V237H182ZM216 238V237H215ZM93 239V238H92ZM169 239V238H168ZM212 239V238H211ZM73 240V241H72ZM172 240V239H171ZM182 240V239H181ZM183 241V240H182ZM171 242V241H170ZM135 243V244H136ZM179 243V242H178ZM176 244H177V242H176ZM75 246V245H74ZM182 246V245H181ZM80 247V246H79ZM190 247V246H189ZM71 249V250H70ZM79 250V249H78ZM240 252V251H239ZM238 252V253H239ZM242 252V251H241ZM227 255V254H226ZM238 255H240V254H238ZM77 257V256H76ZM48 258V259H49ZM235 258V257H234ZM237 258V257H236ZM249 258V257H248ZM247 258V263H249V264H251V263H253L254 262V259H253V257H252V259H253V261L251 260V259H248ZM31 259H32V253H31V250H30V248H29V246L26 244V242H24L23 241V238H22V236L20 235V234H18L17 235V237H16V242H15V244H14V246L12 247V251H7V250H0V264H29V262L31 261ZM43 259V260H42ZM241 259V258H240ZM243 259H245V258H243ZM242 259V260H243ZM60 260V261H59ZM186 260V259H185ZM239 260V259H238ZM242 260H241V262H242ZM246 260V259H245ZM244 260V261H245ZM248 260H249V262H248ZM250 260H251V262H250ZM74 261V260H73ZM46 262V261H45ZM246 262V261H245ZM49 263V262H48ZM242 263H244V262H242ZM241 263V264H242ZM46 264V263H45ZM189 264V263H188ZM245 264V263H244ZM253 264H255V262L253 263Z\"/></svg>",
    "mask_w": 264,
    "mask_h": 264
}]
</instances>
